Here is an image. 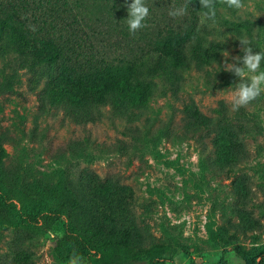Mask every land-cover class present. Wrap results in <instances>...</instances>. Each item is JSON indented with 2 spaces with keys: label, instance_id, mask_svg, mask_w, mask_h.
<instances>
[{
  "label": "rangeland",
  "instance_id": "374dc122",
  "mask_svg": "<svg viewBox=\"0 0 264 264\" xmlns=\"http://www.w3.org/2000/svg\"><path fill=\"white\" fill-rule=\"evenodd\" d=\"M158 1L147 20L162 29L163 16L183 1H167L165 10ZM244 4L217 9L214 24L198 18L210 64L190 58L166 68L148 79L147 103L124 112L57 102L47 91L49 66L0 51V174L16 206L0 207V264H68L55 251L64 223L44 230L21 218L57 211L82 230L89 206L82 200L76 210L74 193L92 178L130 190L123 221L103 231L128 247L113 254L96 247L82 264H264V93L233 112L228 96L240 79L223 70L224 51L228 63L243 55L240 38L264 52V0ZM95 28L83 52L114 64L139 52L138 34L130 40L121 29L107 32V23ZM232 134L243 148L238 160H224L217 144Z\"/></svg>",
  "mask_w": 264,
  "mask_h": 264
},
{
  "label": "trees",
  "instance_id": "16d2710c",
  "mask_svg": "<svg viewBox=\"0 0 264 264\" xmlns=\"http://www.w3.org/2000/svg\"><path fill=\"white\" fill-rule=\"evenodd\" d=\"M167 1L164 0L160 9L170 8ZM182 1L189 4V17L174 21L168 13H163L162 29L157 28L155 20L146 19V27L136 32L137 40L142 42L141 47L138 46L139 52L127 61L114 64L103 54L93 50L86 53L81 49L86 46V39L97 32L96 24L100 28L107 23V32L121 29L124 37L135 40L126 30L127 4L131 0H0V51L13 52L32 64L49 66L53 74L47 82V91L57 102L79 110L111 106L124 112L147 103L154 87L148 79L161 75L166 68H183L190 58L202 65L212 62L213 54L205 50L196 24L204 10L199 0ZM145 3L149 12L159 5L158 0H145ZM223 6L217 0L216 9ZM182 20L188 26L182 25ZM151 21L152 26H148ZM197 122L199 126L204 124L199 118ZM234 138L235 135H229L217 144L224 160L239 158L243 144ZM3 155L1 150L0 161ZM2 178L0 174V207L14 211L16 206L6 194ZM129 197V189L112 188L92 178L81 183L80 192L74 193L76 210L82 200H86L89 206L91 221L85 223L87 226L82 230L79 222L71 221L69 216L66 218L57 211H49L38 218L26 215L21 218V223L27 226L41 224L44 230L64 223L63 236L55 246L64 261L74 253L86 257L96 247L113 254L118 247L126 249L128 244H113L114 236L109 237L103 231L109 225L115 226L123 221Z\"/></svg>",
  "mask_w": 264,
  "mask_h": 264
},
{
  "label": "clouds",
  "instance_id": "9594fccd",
  "mask_svg": "<svg viewBox=\"0 0 264 264\" xmlns=\"http://www.w3.org/2000/svg\"><path fill=\"white\" fill-rule=\"evenodd\" d=\"M127 2V0H126ZM217 0H199L201 12L200 22L207 21L215 23ZM219 3L226 5L228 9L241 10L245 7L244 0H219ZM189 4L186 2L179 7H173L168 12L172 18L182 17L187 14ZM128 18L126 19L128 31L135 35L137 31L146 27L145 21L149 16V8L145 0H131L127 4ZM34 30V29H33ZM241 44L242 56L232 57L234 63H228L229 53L224 51L225 58L223 70L232 73L240 79V83L235 85L234 90L228 96L231 110L238 111L242 107L249 106L264 93V70H261V61L264 60V52H253L250 41L247 38L238 39ZM217 65V64H216ZM220 70V66H218ZM83 257L74 253L68 260V264H82Z\"/></svg>",
  "mask_w": 264,
  "mask_h": 264
}]
</instances>
